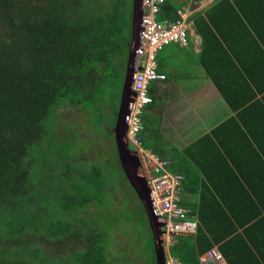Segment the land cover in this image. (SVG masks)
<instances>
[{"label": "trees", "instance_id": "obj_1", "mask_svg": "<svg viewBox=\"0 0 264 264\" xmlns=\"http://www.w3.org/2000/svg\"><path fill=\"white\" fill-rule=\"evenodd\" d=\"M131 7L132 0H0V264H109L106 238L114 224L106 220L101 229L89 230L80 214L92 204L107 211L111 180L100 163L74 158L75 134L69 130L73 135L59 139L54 122L67 109L88 113L89 120L95 118L91 130L109 138L104 112L116 117L112 101L121 90ZM197 16H205L200 19L204 28L197 27L203 35L212 34L214 21L227 16L245 20L257 32L249 17L264 16V0H215ZM178 19L165 0L156 21ZM141 121L143 149L166 160L158 131L150 129L145 115ZM181 170L170 166L173 174L188 178ZM110 173L119 176L112 167ZM139 207L134 229H147ZM207 225L203 222L205 229L196 238L200 256L229 235H215ZM174 248L171 255L186 264L191 247L178 239ZM226 248L220 245L224 256ZM122 253L118 261L127 264ZM190 263L198 264L197 258Z\"/></svg>", "mask_w": 264, "mask_h": 264}, {"label": "crops", "instance_id": "obj_2", "mask_svg": "<svg viewBox=\"0 0 264 264\" xmlns=\"http://www.w3.org/2000/svg\"><path fill=\"white\" fill-rule=\"evenodd\" d=\"M168 1L186 15L188 45L157 53L165 81L150 84L143 115L160 135L169 172L174 163L188 175L173 174L184 178L182 205L198 223L195 235L180 238L192 250L186 264L212 250L221 261L207 264H264V16L249 17L257 32L245 20L213 18V33L203 35L205 16L197 15L213 2ZM200 218L215 235L229 234L201 256Z\"/></svg>", "mask_w": 264, "mask_h": 264}, {"label": "built area", "instance_id": "obj_3", "mask_svg": "<svg viewBox=\"0 0 264 264\" xmlns=\"http://www.w3.org/2000/svg\"><path fill=\"white\" fill-rule=\"evenodd\" d=\"M164 1L142 0L139 32L141 49L135 56L137 69L129 85L134 97L126 119V138L135 159L137 173L146 183L152 209L161 225L164 264H180V260L171 255L175 249L174 245L180 238L195 235L198 227L191 212L182 205L184 178L171 174L168 170L169 163L143 149L138 138L142 130L143 111L152 102L149 86L155 82L165 81V76L157 71V53L170 45L182 48L188 45V26L183 12L177 13L179 19L175 22L156 21ZM208 1L212 3L215 0ZM220 261L221 255L214 250L199 258L201 264Z\"/></svg>", "mask_w": 264, "mask_h": 264}, {"label": "rangeland", "instance_id": "obj_4", "mask_svg": "<svg viewBox=\"0 0 264 264\" xmlns=\"http://www.w3.org/2000/svg\"><path fill=\"white\" fill-rule=\"evenodd\" d=\"M118 95L119 94H115V101L114 99L112 101V106L116 108V111L119 103ZM110 98L108 97L107 99ZM104 114V120L109 117L111 126L109 128L105 127V130L108 131V139L103 137L101 131L97 132L91 130V127L94 125V122H91V120L95 118L91 116L89 120L87 116L88 113L78 111L72 112L67 109L66 111H61L58 114V119L54 122L55 132L58 137L61 136L59 139L67 138L75 134V139L73 141L74 158H78L80 155V157L88 158L94 163H100L101 167L106 170L104 177L111 180L108 184L105 203V207L108 204L107 211L104 208L92 204L87 210L85 209L84 212L80 214V217L86 220L89 230L101 229L102 226L106 225V220L114 224V231L106 238V256L109 264H126V261H118L119 256L117 254L122 252L127 256V264H150L151 257L154 256L153 247L150 249L152 245L150 240L151 234L147 231L148 227L147 229L146 227L140 228L137 225L134 229V226L140 219L141 211L139 203L131 192L124 176L118 172L119 169L117 165H119V163L117 164L118 159L112 134L115 117L113 120V114L111 115L109 110H106ZM65 123L67 125H65ZM69 130L72 131L73 134L70 133ZM111 167L119 174V176H115L117 178H113L111 175ZM142 220H144L143 216ZM129 223H131L132 226H129ZM74 227L77 228L76 225H74ZM138 230H141L140 233H138L140 236L136 235V231ZM133 233L136 235L135 237Z\"/></svg>", "mask_w": 264, "mask_h": 264}, {"label": "water", "instance_id": "obj_5", "mask_svg": "<svg viewBox=\"0 0 264 264\" xmlns=\"http://www.w3.org/2000/svg\"><path fill=\"white\" fill-rule=\"evenodd\" d=\"M141 4L142 0H132L130 41L112 134L119 167L130 189L133 191L137 200L142 206L147 219L153 242L155 264H164L161 225L152 209L146 183L139 177L137 173L135 159L132 155V152L130 151L126 138V119L129 115L130 105L132 104L134 97L129 85L131 77L137 69L135 66V56L140 52L141 49L139 43L140 22L142 17Z\"/></svg>", "mask_w": 264, "mask_h": 264}]
</instances>
